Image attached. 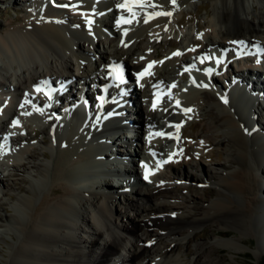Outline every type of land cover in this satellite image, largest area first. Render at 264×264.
<instances>
[{
  "label": "bare ground",
  "instance_id": "6f19581e",
  "mask_svg": "<svg viewBox=\"0 0 264 264\" xmlns=\"http://www.w3.org/2000/svg\"><path fill=\"white\" fill-rule=\"evenodd\" d=\"M194 1L197 0H176V3L173 4L171 0H139L137 6L133 7L130 12L128 8L120 7L124 1L115 0L119 6L112 9L110 13L108 12L107 17L97 14L96 21L105 19L112 37L107 39L106 48L100 47L101 40H99L98 46L97 43L94 45L95 49L105 65H108L109 61L120 58L125 61L129 79L136 81L133 88L138 97H135V101L132 99L129 101L133 112L141 122V125L136 123L135 126L143 127L140 136L137 135L138 132L135 133V139L139 148L144 150L142 156L144 162L138 165V160L134 157L135 162L129 170L130 175L134 176V181L141 180L146 183V193L139 195L137 199H145L147 204L139 205L136 196L140 194L138 193L140 191L136 185H130L129 181L125 185L126 192L121 193L124 200L121 203L136 211L139 216L144 213L151 215V218L130 217L126 218L127 222H116V218L120 215L124 216V214L120 210L116 211L115 208L114 212L117 215L116 217L112 216L113 200L110 201V197H104L103 200L101 196H99L101 202L93 199L92 195L94 194L90 192L92 185H89L90 188L84 186L83 180L78 176L79 173L75 172V165H82L81 162L85 160L95 163L94 160H91L84 144L87 141V134L83 133L80 136L72 134L67 139H61L55 135L53 137V133L49 130L51 119L46 122L41 120L47 111L50 113L52 109L56 110L58 107L49 109L46 105L44 108L41 107L37 114L36 108L32 105V102L42 105L46 103L44 88L41 86L43 91L38 92L33 89L32 84L41 83V80L46 79L51 71H57L58 63L68 62L69 55L88 56V47H85L84 43L87 42V45L92 48V41L86 39L87 31L83 30V27H91L86 18L87 13L83 16H76L70 21L63 19L65 23H62L60 16L56 15L54 9L51 8V12H47L45 16L29 14L21 23L2 28L0 31V89H3V86L11 87L14 89V93L18 90L21 97L15 109H12L10 107L13 104L12 99H15L9 92H0V106L5 105L2 111L4 117L0 116V132L4 133V135H0L3 144V149L0 151V167L3 170H10L8 178L13 177L16 181L20 180L18 188L24 192L16 199L14 214H0V241L9 245L8 250L5 251L8 258L4 264H109L110 256L119 259L120 247H127L128 264H139L144 260H146L145 263L150 262L151 264L152 262L153 264H178V258L169 254L172 250L169 248L178 245L177 240H179V236L183 235V228L188 227L189 232H185L186 234L192 233L193 237L201 238L207 236V231L202 230L198 233L193 232L192 229L213 221L232 228L234 238L227 243L236 252L239 251V243L246 245L245 234L259 233L262 237L261 241L264 242V197L261 195L263 190L260 186V176L257 174L261 158L264 156V137H261L263 134L261 132H264V120L259 123L260 119H257L255 115L257 123L254 127L261 132L253 131L255 136H248L246 131L249 132L248 126L250 127L252 123H241L233 109L225 105V101H229L235 111L239 109L238 105H234L228 98L225 99L217 94L213 87L208 85L206 77H203L200 86L186 89L180 99L174 102V105H162L163 112L160 117L163 121L167 119L166 121L170 123L166 130H163L166 122L159 123V119L156 118L158 114L151 112L152 99H155V106L160 104L164 96L163 90L172 85L174 81L172 74L180 72L183 66L188 65L191 57L194 66L198 67L195 59L208 57V51L212 47H216L218 53L226 49L228 55L234 54V51L241 46L250 49L259 47L264 51V11L260 9L256 11L254 6V3H264V0H202L211 4V10H206L208 23L203 35L200 36L201 42L197 41L198 35H192V31L189 30L188 34L190 35L182 34L180 35L181 39L170 38L171 34L176 36L174 29L179 26L177 19L180 11L184 6ZM57 2L64 6L79 5L76 1L57 0ZM87 4L86 8L89 6L93 8V3ZM139 4H143L144 7H139ZM153 5L155 7H152ZM203 5L206 7V2ZM135 10H142L139 18L132 17ZM160 12H172V18L156 14ZM251 14L255 18H252ZM150 16L152 18L149 19ZM121 17L124 20H131V23L118 24L117 21ZM145 19H148L147 23L144 22ZM74 22H79L81 27L75 28ZM68 35L79 42L76 53L70 49ZM166 38L171 39L168 43L170 47L173 46L172 51L157 52L155 49L157 44H161ZM190 44L193 46L186 50V46H190ZM20 47L24 48L22 53L24 52L28 61L21 60L20 63H17L28 72L27 76L23 71L18 73L14 65L8 64L19 61L17 58L21 53ZM32 50H36L41 57L47 58L45 69L42 65L34 63L31 58ZM177 52L180 55H174ZM6 53L11 56L4 58ZM160 56H166L165 60H161ZM50 58H54V64L49 61ZM150 63H153L150 69L152 74L144 75L138 79V74L143 72ZM260 63L264 64L263 61ZM250 66L255 67V63ZM235 68L240 67L236 65ZM231 70L235 71L232 68ZM95 72L97 75L102 74L103 69L99 64L95 65ZM198 75L200 76L199 72ZM216 76L224 78L225 75L217 73L213 78V84L216 83ZM104 80L108 79L104 78ZM203 85H207V87ZM72 88L71 86L68 96L64 99L66 105L74 103ZM105 89V87H97L96 94L86 93L90 105L88 121L93 122V133L98 135L101 133L98 129L99 117L96 111L98 112V109L100 111V107H102L103 98L101 96L105 93ZM220 92L223 93V91ZM154 95L157 97L155 98ZM145 97H148L147 103L144 102ZM58 99L61 100V98ZM99 99L100 101L97 102ZM54 100L52 99L48 103H53ZM208 105L218 108V112H214L212 109L206 110V115L212 117L208 129L215 133L217 129L224 127L227 140L236 152L234 157L227 159L228 165L232 164L235 167L215 179V188L204 186L205 195L202 196V199L209 195H215V198L208 205L200 206L197 213L190 214V208L186 204L156 201L159 197L183 198L184 196L178 189L162 184L163 177L158 162L164 161L165 171L174 174L182 171L184 180L191 178L196 182L209 181L210 177L198 178L195 175L192 178V175L185 174L186 168L194 171L203 169V163L199 159L184 160L180 155L181 152L185 155H192L191 150L202 148L204 143L200 142L198 147L193 143L179 150L177 148L180 147V139L172 138L174 134L182 133L179 125L181 123L185 125L194 111L204 109ZM184 108L191 109V111L185 112ZM108 109L109 107L106 106V111ZM249 111L251 110L249 109ZM238 113L242 114L240 116L245 119H250L245 110H238ZM257 114L259 115L258 112ZM5 116L14 118L15 121H18V125L13 126L9 120H2ZM204 116H201L200 119ZM27 117V121L20 120ZM36 119H41L40 123H43V128H40L39 132H34L35 135L45 134L42 141L43 146L39 152L43 160H37V152L29 145L33 139L29 129L37 125L35 124ZM197 124L198 122L195 120L189 126L194 130ZM74 130L71 126L70 131ZM157 133H163L166 137L157 135ZM188 136L192 138V133ZM5 137L7 140L4 139ZM224 141V138L216 141V147ZM167 143L173 147L165 150L164 146ZM205 144L211 145L209 142ZM8 146H12V151L6 153L5 149ZM122 151L121 147L115 151V154L122 153ZM153 152L156 156H152ZM214 154L213 149L206 152V156L210 160L215 159ZM224 165L226 164L223 162V167ZM220 167H222V163L219 164ZM149 168L153 169L150 174L148 173ZM138 172L142 174L141 177ZM146 173L147 179H145ZM25 174H29L30 177H24ZM21 182H27L29 185L24 187ZM4 183V178L0 175V189L4 188ZM125 186L121 185L120 189L122 190ZM189 187L192 188L194 185L190 184ZM195 187H197L196 184ZM186 198L188 199V197ZM188 200L193 202L194 199ZM171 207L179 208L181 216H172L171 213L167 215L166 210ZM183 208L188 212L186 215L181 211ZM153 226L159 229L160 234L169 235L175 240L172 245H167L159 257L151 259L149 250L141 245L140 231ZM80 231L87 234L88 237L83 238ZM227 231L225 229L218 233L223 235ZM9 234L17 239L9 241ZM129 236L132 237V242L127 244L126 240ZM213 252L211 251L209 254ZM199 257V253H196L195 258Z\"/></svg>",
  "mask_w": 264,
  "mask_h": 264
},
{
  "label": "rangeland",
  "instance_id": "374dc122",
  "mask_svg": "<svg viewBox=\"0 0 264 264\" xmlns=\"http://www.w3.org/2000/svg\"><path fill=\"white\" fill-rule=\"evenodd\" d=\"M20 1L18 0H0V31L2 30V28L4 27H10L13 26L15 24L21 23L25 18V13H21L20 11H18V7H19V3ZM206 2V7L203 5ZM254 6L256 7V11L257 10H262L264 11V3H254ZM206 10H211V4L207 1H202V0H197L194 1L190 4H188L187 6L183 7V10L180 11V14L178 16V22L179 20L183 17L184 19H186V25L180 30V35H182L181 33H187L188 30L192 31L194 29V27L197 25H204V30L206 29L207 23H208V15ZM141 12L142 14V10H138ZM138 18L140 17V14L136 15ZM252 18H255L254 15H250ZM255 20V19H254ZM179 25V24H178ZM199 25V26H200ZM179 27V26H178ZM173 34L169 35V37L171 38H176V36H172ZM168 37V38H169ZM166 38V42H161V44H157L156 46V50L157 52H171L172 49L170 47V44L168 43L171 39ZM177 39V38H176ZM198 39L201 42L200 36L197 37V41ZM103 42H105V39L103 40ZM190 47V46H186ZM170 48V49H169ZM189 49V48H188ZM187 50V49H186ZM166 57V56H165ZM165 57H159L160 59H164ZM196 61V59H195ZM234 67H232L233 69ZM174 75V76H173ZM186 74H183L182 70H180V72L178 73H173L172 77L174 78V81L172 82V85H170L169 89H175L178 90L179 88H182L186 83V78H185ZM221 76H216V83H214V87L213 90L219 94L220 96H224L225 93L223 91V93L221 94L220 89L218 88V85L223 86L225 85V83L223 82L222 79L218 78ZM200 86V85H199ZM135 90V89H134ZM219 91V92H218ZM77 92V90H76ZM167 93H165L166 95ZM172 97L175 96H180L182 95V91H180L179 93H177L176 95H174L173 93H171ZM163 96L162 100L160 101V105L153 107V105L151 106V112L158 114L156 116L157 119H159V123H165L167 122L166 119H164V121L162 120V117H160L161 113L163 112V108L162 105H166V104H175L174 102L176 101H171V99L169 98L170 94H168V96ZM178 99V100H179ZM148 97L144 98V102L147 103ZM230 100V99H229ZM232 103L235 105L236 103L233 100ZM6 104H10L8 102H5ZM260 107V105H259ZM186 109V108H184ZM183 109V111H184ZM208 109H212L214 112H218V108L214 105H208L205 106L204 109H197L196 111H194L191 116L189 117V119L187 120V122L185 123V125H183V123H181L179 126L181 128V139H180V147L177 148L180 150V148H184L185 146H189L193 143H195V145L198 147L200 142L204 143V145H202V148H193L191 150L192 155H185L184 153L181 152V157L187 160H201L203 163V169H199L198 171H194L192 169L186 168L185 174L187 175H192L193 176L196 175V177L201 178V177H210L209 181L202 183V182H196L193 179H188V180H184V173H182V171L174 174L168 171H165L164 168H160L163 180H162V184L163 185H167L171 188H175L178 189L179 192H181L183 195V198H164V197H159L156 199V201L160 202V201H168V203H176V204H186L188 205V207L190 208V214L191 213H197L199 210L200 206H206L210 203V201L212 199L215 198V195H209L208 197H205L204 199H202V196L205 195V192H203V188L204 186H212V188L216 187L215 184V179L217 177H219L221 174H223L225 171H229L231 169H233L235 166L234 165H228V161L227 159L229 157H234L236 155V152L234 150V147L231 146L230 142L227 140V134L226 131L224 129V127H220L219 129H217V131L215 133H212L209 129L208 126H210V123L212 121V117L206 115V110ZM262 111V110H261ZM259 113V112H258ZM239 114V113H238ZM136 115V114H135ZM205 115V116H204ZM242 115V114H240ZM260 115V117H259ZM259 115H256L257 119H261V116H264V112L259 113ZM1 117H4V115L1 113L0 114ZM137 116V115H136ZM201 116H204L202 119H200ZM132 117H135L134 115ZM138 117V116H137ZM256 117L255 114H253V117L248 119H245V124H249L252 123L250 125V127L248 126V129L250 131V129H253V126H256ZM139 118V117H138ZM248 119V120H247ZM23 120V122L25 121V119H20ZM198 122L197 126L195 127L194 130L191 129V127L189 126L191 124V122L195 121ZM247 120V121H246ZM264 120V117H263ZM260 123V122H259ZM170 124V123H169ZM169 124H166L165 127L167 128L169 126ZM136 125V123H135ZM262 125V124H260ZM264 125V122H263ZM164 127V128H165ZM163 130H166L164 129ZM169 128V127H168ZM158 130H161L160 128H158ZM31 135L33 136V139L29 142L31 149H33L35 152H37L36 154V158L37 160H43V158H41V156L39 155L41 152V149L43 146V138L45 136V134L40 133L35 135V130L34 128H30L29 129ZM3 132H0V135ZM190 133H192V138L189 137L188 135H190ZM261 135V137H264V132ZM139 134H141L139 132ZM138 133L137 135L140 136ZM194 134V135H193ZM4 135V133H3ZM251 136L254 137V133L252 131ZM163 137H166V135H164ZM199 137V138H198ZM202 137V138H200ZM222 138L225 139L224 142H222V144H220L218 147H216L215 142L218 140H222ZM136 140V139H135ZM137 141V140H136ZM211 143V145L205 144V143ZM138 144V142H137ZM136 144L135 146V151L137 154L141 155L142 150L139 148V146ZM168 144V143H167ZM170 147H173L170 145ZM168 147V146H167ZM169 147V148H170ZM165 149V147H164ZM173 149V148H172ZM210 149H213L215 151V159H209L206 156V152L209 151ZM7 151V148L5 149ZM167 150V149H165ZM175 151V150H174ZM110 153H114L111 152ZM119 153V152H118ZM109 155V154H108ZM134 156V153H133ZM188 156V157H187ZM160 162V161H159ZM159 162H158V166H159ZM223 162L226 164L223 167ZM164 163V161H162V164ZM218 163V164H217ZM222 163V167L219 168V164ZM160 167V166H159ZM8 171V172H7ZM9 169H5L3 170L2 168H0V175L4 178V188L2 187L0 190V214H14L15 213V202L17 197H19V195L24 194L23 191H21L18 186H19V182L20 180L16 181L15 179H13V177L8 178V173H9ZM31 171V169H30ZM29 171V172H30ZM6 173V174H5ZM149 173V172H148ZM138 174L140 175V177L142 176V174L140 172H138ZM257 174L260 176V179H262L263 182V186L262 184H260L261 189L263 190L262 192L264 193V156L263 158H261L260 161V166L257 169ZM30 177L29 174H25L24 177ZM16 177V176H15ZM34 177V176H33ZM18 182V183H16ZM137 183H135L134 185H136V188H138V190L140 192V194H138L136 196V199L139 197V195L145 194L146 193V188L147 185L146 183L142 182L141 180L136 181ZM21 184L24 187H27L29 184L27 182H21ZM192 184L194 185V187L190 188L189 185ZM195 184L197 187H195ZM124 189V187L122 188V190ZM127 189V188H126ZM261 194L264 197V194ZM100 196V194H99ZM93 199L98 200L99 202H101V200L98 197V193L97 195L94 193V195H92ZM188 197V199L193 198V202H189V200L186 198ZM115 200H113L114 202ZM121 202V200H120ZM119 201L115 202V206H113V212H112V216L116 217V213L114 212V209L116 208V211L120 210V212L122 214H124V216H121L116 218V222H127L126 218H130V217H137L138 219H142V218H151V215H145L144 213L141 214L142 216H139L138 213L136 214V211H134L133 209H129L127 207H125L124 205H122ZM137 202L139 203L140 206H144L146 205V201L145 199H137ZM162 203V202H161ZM194 204V206H192ZM175 207H171V208H167L166 210V214L169 215V213L172 214V216H181V213L179 208H175ZM91 209V208H90ZM185 208H183L181 211L183 214H187V211H184ZM186 210V209H185ZM129 216V217H127ZM1 228V227H0ZM228 230L225 234H219L218 232H221V230ZM202 230L207 231V236L205 237H193L192 233L190 234H186L185 232H189L188 231V227H184L183 228V235L179 236V240H177L178 245L177 246H171L172 249L170 251V255L175 256L176 258H178V264H264V242L261 241V235L259 233H248L245 234L244 238H245V242L246 245L244 244H240L239 246L240 248L238 249L239 251L236 252L234 251L230 246V244H228L227 242L234 238V233L232 232V228L231 227H225L222 225H219L218 222L213 221L212 223H204L200 226H197L195 228L192 229L193 232H201ZM80 235H83L82 237H88L87 234L82 233V231L79 232ZM157 234V235H155ZM154 235V236H153ZM187 235V236H185ZM13 237L12 234H9L8 236V240L11 241L12 239L16 240L17 238H11ZM15 236V235H14ZM140 236L142 238L141 241V245H143L144 247H146L149 252L151 253V259L153 258H157L159 257L163 251L166 249L167 245H172L174 242V238L166 235L165 234H160V231L157 227L153 226L152 228H145L142 229L140 231ZM16 237V236H15ZM151 238V239H149ZM146 240V241H144ZM127 244L129 242H132V237H127ZM15 242V241H14ZM176 242V241H175ZM8 246L6 245L5 242H1L0 241V264H4L6 258H8V256L5 254V251L8 250ZM220 250V251H217ZM198 251V252H197ZM211 251H214L213 253L209 254ZM196 253H199V258H195ZM120 258L122 264L126 263V260L128 258V251H127V247L126 248H121L120 247ZM220 256H222V258H219ZM114 256H110L109 258H113ZM116 258V257H115ZM113 260V259H112ZM146 260H144L142 263L139 264H151L150 262L145 263ZM113 264H117V263H113ZM153 264V262H152Z\"/></svg>",
  "mask_w": 264,
  "mask_h": 264
},
{
  "label": "snow or ice",
  "instance_id": "6c2138e0",
  "mask_svg": "<svg viewBox=\"0 0 264 264\" xmlns=\"http://www.w3.org/2000/svg\"><path fill=\"white\" fill-rule=\"evenodd\" d=\"M171 2L173 3V4H175L176 3V0H171ZM135 6H137L135 3L134 4H128V3H125V4H122V5H120V7H122V8H128V10L131 12L132 11V8L133 7H135ZM139 7H144V5L143 4H139L138 5ZM152 7H155V5H153ZM157 15H165V16H171V12H160V13H156ZM133 16H135V13H133ZM150 18H152L151 16L149 17V19ZM145 23H147L148 22V19H145V21H144ZM89 23H91V21H89ZM117 23L119 24V23H131V20H124L123 19V17H121L120 18V20H118L117 21ZM174 55H180V53L179 52H177V53H174ZM209 57H203L202 58V62H203V59H208ZM153 63H155V62H153ZM153 63H150L148 66H147V68H145L144 69V71L143 72H141V73H139L138 74V79L140 78V77H142V76H144V75H151L152 73L150 72V69H151V67L153 66ZM217 63H219V61H217ZM109 75H115V78L117 79V80H119L120 82H123V78H122V76L119 74V67L118 66H116L114 69H113V72H110L109 73ZM47 84V82L46 81H42L41 82V84L40 85H37L36 86V91H43V88L41 87V85H46ZM204 87H207V85H203ZM45 95H49V93L48 92H45L44 93ZM225 102H227V101H225ZM155 101L153 102V107H155ZM177 103H179V102H177ZM37 110H39V109H37ZM184 111L185 112H189V111H191V109H184ZM13 123V126H16V125H18V121H13L12 122ZM177 127H179L178 125H177ZM157 135H163V133H157ZM5 140H7V137H5L4 138ZM2 149H3V146L2 145H0V151H2ZM148 178V176H147V173H146V175H145V179H147Z\"/></svg>",
  "mask_w": 264,
  "mask_h": 264
}]
</instances>
